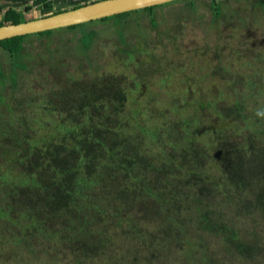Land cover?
<instances>
[{"label":"trees","instance_id":"16d2710c","mask_svg":"<svg viewBox=\"0 0 264 264\" xmlns=\"http://www.w3.org/2000/svg\"><path fill=\"white\" fill-rule=\"evenodd\" d=\"M44 1L34 0V5ZM21 15L8 9L0 26L23 22ZM26 36L0 41V47L8 57L18 56ZM129 61L136 64L131 54L124 64ZM170 66L167 76L177 73ZM131 73L129 66L119 86L92 80L93 89L63 91L66 102L41 93L39 102L28 105L31 112L14 116L17 126L0 131V246L19 237L18 247L36 252L46 246L47 253L59 242L65 258H72L70 264H264V69L254 80L247 78L230 105L214 112L215 100L225 93L208 101L213 99L207 81L222 84L227 79L203 75L202 90L193 93L194 100L206 99L207 106L195 104L194 114L187 111L193 107L187 102L182 107L175 103L174 110L169 106V112L165 102L152 107V93L143 92L134 79L125 82ZM0 77L3 93V73ZM11 86H17L12 72ZM169 90L175 95L183 89L175 85ZM0 102L17 113L5 96ZM39 103L41 114L32 108ZM174 125L186 129L182 133ZM134 202L152 203L164 214L148 218L142 208L134 211ZM230 208L229 214L219 213ZM153 222L159 223L157 229ZM191 223L208 242L189 229ZM48 226L58 229L55 235ZM214 237L221 239L225 259H209L208 245L217 247ZM10 252L25 264L19 251ZM1 259L9 262L2 253Z\"/></svg>","mask_w":264,"mask_h":264},{"label":"rangeland","instance_id":"374dc122","mask_svg":"<svg viewBox=\"0 0 264 264\" xmlns=\"http://www.w3.org/2000/svg\"><path fill=\"white\" fill-rule=\"evenodd\" d=\"M0 1L2 3V0ZM218 1L223 6L230 4L231 7H235L239 2L245 3L250 0ZM209 2L210 0H178L151 7L150 9L147 8L107 17L103 21H92L76 26L74 29H56L49 36H41L38 33L26 36L23 42L24 53L22 52L18 56L8 57L7 53L0 47V73H3L5 85L4 92L0 93V97L5 96L6 104L17 110L16 114L8 112L7 106H2L0 102L1 133L5 132L4 129L10 128V126H17L14 116L16 115L17 118H21L31 112L28 109V105H33L37 101L39 102V95L41 93L50 95V98L54 102H66L64 98H61L63 91L69 89L68 91L70 92L73 88L80 87L93 89L92 80L100 81L103 85L119 86L123 82L122 76H126L122 74L128 73L129 66H131L130 61L127 66L123 62L128 59L129 54L133 53L139 64H142L147 58H143L141 53L133 50L135 44L138 43L143 44L149 49L152 55L148 58L150 63L146 64L147 70L138 69V71H135V76L130 78L129 81L125 80V82L136 79L138 77L137 74L145 78L151 72L156 70L161 71L163 63H168L165 58L177 60L176 68L178 72L173 76L168 75L167 77L173 81L172 86L178 85L183 90L178 91L175 95L171 94L170 91L168 93L167 89L149 90L153 95L152 107H159L161 102H165L164 111L169 112V106H172L174 110L175 103L178 105L182 104L180 106L182 107L187 102L188 104H193V107L187 111L194 114L195 102L199 106H207V101L201 97L199 98L204 101L198 102L196 99L194 100V93L189 96V92L184 90V88L189 85L202 90L199 87V84L201 85L200 78L208 73L227 79L226 81H222V84L220 82L207 81L208 86L211 88L213 99H208V101L214 102V98L218 96L217 92L220 93V96L224 92V98L221 100L230 105L232 99L241 94L239 91L245 89L247 78L255 77L253 72H261L259 68H262V62H264V20L261 19L254 23L255 32L252 27L239 24L228 28L230 25L228 20L224 27L225 33L229 34L237 31V39L234 40L227 36L224 40V45L230 47L229 51L226 53H213L211 51H214L215 46L218 45L214 39H208V37L216 35L210 31V27L215 23L211 22L213 20V12ZM252 4L256 6L255 3ZM187 9H190V11ZM229 11L233 12V10ZM253 12L259 15L258 12ZM25 15H27L26 11L22 13V19ZM191 34H195L196 36V41H193L194 44L189 39ZM171 40H173V44H170ZM254 40H257L259 52L249 50L250 43ZM195 46L198 49H194ZM237 46H240L242 50V57L247 62H250L248 66H244L236 57L230 56L229 52ZM143 52L145 51L143 50ZM224 56H226L225 64L217 63ZM119 57L121 59L116 61L115 59ZM172 61L170 60V63H173ZM178 62H181V64H178ZM205 62L210 63V67L207 68ZM22 64H26L27 67ZM11 72L16 75V88L11 86ZM97 75L104 78H98ZM69 76H75V79H79V81L77 82L69 78ZM162 77L163 75L160 76L158 82L161 81ZM1 79L0 77V81ZM214 83H217V86L214 87ZM227 95H229L228 99ZM17 104L21 105L23 109H20ZM40 107L39 103L32 108L37 109V112L41 114L43 109ZM211 111L214 112L215 109ZM172 112L170 113L172 114ZM177 113L173 112L172 115L176 117ZM215 119L210 115L209 120L211 122L215 121ZM174 127L182 133L186 129L184 125H174ZM242 130L240 129V131ZM192 131L195 132L196 130ZM246 132L247 130L243 131L242 134ZM241 139L243 140V137L237 139V142ZM227 166L231 170L232 165ZM219 175L223 176L224 173H219ZM173 200L177 201L178 198H174ZM138 203H133L134 211L142 208L148 218H159L164 214V210H158L157 206L152 203ZM230 211L231 208L229 210H222L219 213L229 214ZM179 215L182 216L180 212ZM153 223L155 225L151 227L157 229L159 223ZM193 223L190 224L189 229L195 233L200 232L205 237L200 227H192ZM2 225L3 223L0 222V230ZM57 230L55 227L48 226L51 236L55 235L53 233ZM13 236L16 237V233H13ZM35 238L41 241L43 237L35 236ZM19 240V237L13 238L10 242L12 243L11 245L9 242H3V245L0 246V253L9 258L7 264H19V261L16 262L15 257L10 252L14 250H16V254L18 251L20 252V256L24 258L25 264H70L72 258L70 256L67 259L65 258L67 252L62 249L59 242L52 243L53 247L47 253H44L46 246L38 248L35 252L18 247L17 243ZM211 242L212 244H216L217 247L214 245L209 247L208 245L206 253L209 259L211 261L225 259L227 257L226 254L224 255L225 251H221L220 249L222 248L218 246L221 239L214 237ZM125 243L127 246L130 245L128 240ZM32 244L37 245L39 242L35 241ZM7 245L8 247L3 251ZM214 250L220 251L218 253L214 252ZM166 254L169 256L170 251H167ZM221 256L222 258L218 259ZM2 259L5 260L4 257ZM2 259L0 260V264H6ZM20 261L22 263V260ZM183 261H181V264H183ZM237 261L239 260L236 259L234 263ZM151 264L166 263L154 260Z\"/></svg>","mask_w":264,"mask_h":264},{"label":"water","instance_id":"95a60500","mask_svg":"<svg viewBox=\"0 0 264 264\" xmlns=\"http://www.w3.org/2000/svg\"><path fill=\"white\" fill-rule=\"evenodd\" d=\"M175 1L178 0H46L32 6L23 22L0 26V41L77 26ZM31 5L32 0L23 3L4 1L0 7V19L10 8L25 13V8Z\"/></svg>","mask_w":264,"mask_h":264},{"label":"flooded vegetation","instance_id":"af4514ba","mask_svg":"<svg viewBox=\"0 0 264 264\" xmlns=\"http://www.w3.org/2000/svg\"><path fill=\"white\" fill-rule=\"evenodd\" d=\"M11 2V1H8ZM18 3H23V2H18ZM252 3H255L256 6H254ZM4 4V1H0V7ZM202 5V4H201ZM209 5L211 6V10L213 12V20L211 22H214L215 24H213L210 28L212 31V34H216L213 36L208 37V39H214V41H216L215 43L218 46H215V50L211 51L213 53H218V52H222V53H226L229 51L230 47H227L226 45H224V40L226 39L227 36L233 38L234 40L237 39V31H233L229 34L225 33V24L227 23V21L229 20V27H235L237 24L239 25H243V26H250L253 28V31L255 32V27H254V23L257 22L258 20H264V0H250V1H246L245 3L243 2H239L236 4L235 7H231L230 4H226L225 6L222 5L221 2H219L218 0H210ZM35 6L34 5V0H32V5L29 6V10H31V7ZM200 6V5H199ZM197 7V6H194ZM230 7V8H229ZM229 8V9H228ZM191 9V7H190ZM190 9H187L188 11H190ZM28 10V11H29ZM229 10H233V12H230ZM253 11H256L259 13L256 14ZM130 13V12H129ZM102 20V19H100ZM83 25V24H82ZM220 27V29H219ZM190 42L192 44H194L193 41H196V36L195 34H191L189 36ZM173 40H171L170 44H173L172 42ZM196 43V42H195ZM174 48V47H173ZM194 49H198L196 46L194 47ZM112 50V49H111ZM133 50L136 52L141 53V56L143 58H146V63L139 64L137 63L136 60V64H132V75L133 77L135 76V71H138V69H142V70H147V66L146 64H149V56H152L151 53L149 52V49H147L143 44L138 43L135 44V47H133ZM143 50L145 52H143ZM249 50L252 52H259L258 46H257V40L251 41L250 46H249ZM145 53V54H144ZM122 54V51H121ZM229 54H231L230 56H234L236 57L241 63H246V66L249 65L250 62H247L243 57H242V50L240 49V46H237L236 48H233L231 50V52H229ZM132 57H134L133 53H131ZM229 56V55H228ZM227 56V57H228ZM129 58V56H128ZM135 58V57H134ZM119 58H116L115 60L118 61ZM168 63H163L162 65V70L161 71H154L149 73L145 78L139 76L134 79V82L136 85H139V87L143 90V92H147L149 90L155 91V90H160V89H167L168 93H169V89H171L172 87V83L173 81L167 77V70L169 68H171L170 66V60H173V64L174 67L177 66V60L176 59H170V58H165ZM128 59H126L125 61H127ZM226 60V56H224L222 59L218 60L217 63H222ZM123 61V62H125ZM206 63V67H208V65H210V63L205 62ZM178 64H181V62H178ZM264 69V62H262V68H259V70L262 72ZM178 72V70H177ZM257 74V72H253V75ZM163 75L162 79L160 82L159 78L160 76ZM253 80L255 79V77H251ZM130 80V78L128 79ZM247 84V83H246ZM178 86V85H177ZM217 86V83H214V87ZM179 89H182L181 87L178 86ZM184 90H187L189 92V96L193 94L194 90H197V88L191 87L189 85H187ZM215 111H218L219 109H222L223 107L227 106L222 100H215ZM195 104H197V102H195Z\"/></svg>","mask_w":264,"mask_h":264},{"label":"clouds","instance_id":"9594fccd","mask_svg":"<svg viewBox=\"0 0 264 264\" xmlns=\"http://www.w3.org/2000/svg\"><path fill=\"white\" fill-rule=\"evenodd\" d=\"M86 24V23H85ZM82 25V24H81Z\"/></svg>","mask_w":264,"mask_h":264}]
</instances>
